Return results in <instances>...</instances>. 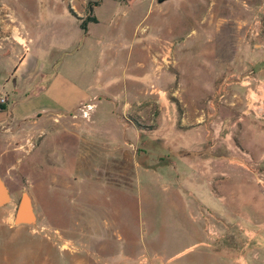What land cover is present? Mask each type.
I'll list each match as a JSON object with an SVG mask.
<instances>
[{
    "label": "rangeland",
    "instance_id": "374dc122",
    "mask_svg": "<svg viewBox=\"0 0 264 264\" xmlns=\"http://www.w3.org/2000/svg\"><path fill=\"white\" fill-rule=\"evenodd\" d=\"M100 1L0 0V60L17 58L13 51L21 47L24 26L35 39L33 52L48 40L43 47L50 48L58 78L86 76L91 84L104 78L121 84L132 77L124 72L130 36L152 2L156 7L143 22L152 27L146 36L173 41L178 49L197 41L196 51L205 59L213 52L205 42L222 27L232 41L235 74L214 83L211 74L217 67L211 65L209 75L207 65L181 64L178 49L169 55L164 47L153 46L155 74L148 84L157 97L156 121L147 131L148 150L140 143L125 146L127 154H113L121 143L120 128L103 114L93 125L76 113L29 121L12 133L0 130V174L11 194L10 204L0 208V264H227L228 204L247 213L251 228L258 229L264 216V114L249 109V89L259 83L250 63L256 55L249 32L256 28L257 38L264 37V0H217L213 8L214 0H166L161 5L157 0H103L94 10L100 26L90 25L88 41L80 24L92 23L88 18ZM116 27L124 28L115 38ZM114 59L118 64L105 71ZM261 59L264 64V54ZM184 66L186 72H181ZM220 87L230 88L228 97ZM184 102L191 113L198 110L196 118L202 117L187 132L177 129ZM164 104L173 116L167 126L160 108ZM185 138L204 139L224 157L212 163L217 187L210 182L208 188L214 203L201 204L190 214L194 202L184 190L189 182L184 171L194 170L195 163L182 169L162 156L163 145L176 147ZM196 175L192 184L204 176ZM24 193L36 219L15 224L13 211ZM203 213L214 218L215 239L207 234ZM258 238L264 248V233Z\"/></svg>",
    "mask_w": 264,
    "mask_h": 264
},
{
    "label": "crops",
    "instance_id": "0c3cea01",
    "mask_svg": "<svg viewBox=\"0 0 264 264\" xmlns=\"http://www.w3.org/2000/svg\"><path fill=\"white\" fill-rule=\"evenodd\" d=\"M211 2H213V8L217 0ZM102 3L103 0L93 8L92 18L95 19V22L86 24V29L82 31L83 38L88 41H90V25L100 26V20L94 13V10ZM162 3L158 4L161 5ZM154 6L156 7L152 2H149L147 5L148 9L145 13L146 15L141 18L130 36L132 41L129 44L130 51L127 54L129 57L126 59L124 72L131 74L132 77L123 83L121 82V84L120 82L115 83L111 80L108 81L107 78H104L105 80L103 82L98 80L95 84L94 81L91 84L89 78L86 76L76 79L69 78L70 80L68 81H65L67 79L61 77L58 78L57 67L50 61V48L49 46L43 47L48 40L41 41L36 52H33L31 47L34 45L35 39L30 36L24 26H21V43H19L21 47L13 51L15 54L18 52L17 58L8 63H3L0 60V97L6 99V103L2 104L3 108H0V130L10 131L12 133V131L19 130L21 128L20 126L24 125V123L42 117L72 116L78 113V108L81 103H91L94 105V109L91 112L90 118L89 120L82 121H88L87 123L93 125L100 120L99 114H103L107 115V117L111 116V118H114L116 125L120 128L119 141H121L123 147H121V143H119V145L117 144L118 146H116L113 154H127L129 151L125 146H137L140 143L141 145L144 144V146H147L146 148L148 150L150 142L147 141V131L154 128V122L156 121L154 112L155 98L157 97L154 95L153 85L148 84V77H152L155 74L154 62L156 59L153 54V46H157L158 44V48L163 49L162 47H164L166 53L169 55L173 53L175 55L178 49L177 43L173 41L146 36L147 32L152 29V27L149 29L148 26H144L143 22L149 12L153 11ZM210 11L212 12L214 10ZM258 27L257 25V28ZM122 28L124 27L120 29ZM220 28L222 27L218 26L216 31L212 33L213 36L210 40L205 42V46H211L213 50V52L210 53L211 55L206 56L205 59L204 56H202V52L196 51L200 48L197 41H195L196 43L185 45L181 49H178V58H181V64L183 65L184 63L186 65L190 64L192 61L196 66L207 65L209 66V75L214 70L210 68L212 66H215V68L217 67V70H214V73L211 74L214 83L218 81L227 82L235 74L232 72V41L229 37L228 42L226 29ZM120 29H118V27L113 29L112 35L115 38L118 33H122L123 30ZM137 30H140L142 34L137 35ZM259 32L258 29H256L257 34L255 35L249 32V36L255 41L252 54L256 55L254 58L252 57L253 59L250 63L256 68V76L259 78V83H255L254 87L249 89V96L251 98L249 99V109L254 111V113L264 114V64L261 63V58L264 54V43L262 41L264 37L261 35L257 38ZM122 35L124 40H126V34L123 33ZM189 35L190 34L187 36ZM103 37L104 35L94 42L96 44L100 43ZM138 37L140 39L137 42L136 39ZM42 51L47 52V56L41 53ZM144 54H147V57L146 55L144 56ZM0 56L3 57V54ZM148 57L152 65L151 67L148 63ZM116 64H118V59H114L110 64H105V71H107L109 67L113 69ZM185 66L184 71L180 69L181 72H186ZM222 66L224 68L221 70ZM111 75H113V73ZM79 82H81L80 85ZM227 87L220 88L226 91V96L228 97L229 95L227 94H230L231 90ZM178 94L180 97L182 96L181 91ZM227 97L226 102H228ZM158 98L159 101H156L157 103L162 101V97ZM230 103L233 104L232 101ZM160 108L161 110L163 109V113L167 117L165 123L167 126L171 123L173 117L171 115V106H169V104H164ZM190 110L188 104L184 102L181 111L182 114L179 115V122L177 125V129L182 132H187L189 129L200 125L202 122L201 116L199 117L198 115L196 118L195 113H197L198 110L194 109L192 113ZM210 113L211 109L207 112V117L212 115V113ZM205 142L206 140L201 138L197 140L185 138V141H183V143L180 141L176 147H164L162 144L163 148L166 149L162 150V156L168 161L179 163L178 166L180 165L182 169L193 167L191 163H195V169L190 170V174L188 170L184 171V174L189 177V182L183 185L184 190L187 195H191L192 201L194 202V204L189 207V214L195 212V207L198 208L201 204L214 203L212 199V187L208 188L213 184L216 185V183L213 182V177L217 176L215 173L217 169L212 163L224 160L221 154L216 153L215 147L209 146L208 148ZM148 152L146 151L145 155H147ZM198 172L204 176L196 180L197 183L192 184L195 180L193 177H196L198 175H196V173ZM210 182H212V185H209ZM75 208H78V204H76ZM227 213H229V219L232 220L231 228L228 229L230 241L228 242L227 254L230 260L227 264H262L260 259L264 256V248L263 245L260 244L258 236L260 232L264 233V216L262 218L263 221H257L258 229H254L248 226V215L242 208H233L229 203ZM251 257L253 259H251ZM256 259H258V261Z\"/></svg>",
    "mask_w": 264,
    "mask_h": 264
},
{
    "label": "water",
    "instance_id": "95a60500",
    "mask_svg": "<svg viewBox=\"0 0 264 264\" xmlns=\"http://www.w3.org/2000/svg\"><path fill=\"white\" fill-rule=\"evenodd\" d=\"M158 3H162L166 0H157ZM11 194L5 183L4 179L0 175V208H3L10 204ZM35 212L33 209L32 201L28 194L24 193L19 198L17 205L13 213V221L15 224H31L35 221Z\"/></svg>",
    "mask_w": 264,
    "mask_h": 264
},
{
    "label": "built area",
    "instance_id": "2783aa9c",
    "mask_svg": "<svg viewBox=\"0 0 264 264\" xmlns=\"http://www.w3.org/2000/svg\"><path fill=\"white\" fill-rule=\"evenodd\" d=\"M254 29V30H253ZM250 33L252 35L257 34L256 33V29L252 28V30L250 31ZM6 103V99L4 97H0V104H5ZM94 109V105L91 103H81L79 105L78 108V113L79 115L83 118V119H89L90 117V113L93 111ZM202 220L204 221V224L206 226L207 229V234H209L210 238L215 239L216 237H218V233L216 232L215 228H214V218L211 214L209 213H203L201 215Z\"/></svg>",
    "mask_w": 264,
    "mask_h": 264
},
{
    "label": "trees",
    "instance_id": "16d2710c",
    "mask_svg": "<svg viewBox=\"0 0 264 264\" xmlns=\"http://www.w3.org/2000/svg\"><path fill=\"white\" fill-rule=\"evenodd\" d=\"M89 21L91 22H95V19L93 18H88ZM87 22V21H86ZM86 22L85 21H82L81 24H80V28L82 30H85L86 29ZM0 108H3V105L0 104Z\"/></svg>",
    "mask_w": 264,
    "mask_h": 264
}]
</instances>
